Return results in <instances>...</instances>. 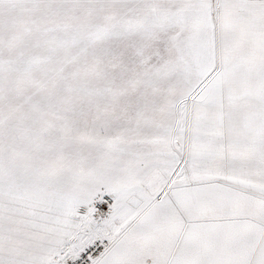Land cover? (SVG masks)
I'll return each instance as SVG.
<instances>
[{
  "label": "snow or ice",
  "instance_id": "snow-or-ice-1",
  "mask_svg": "<svg viewBox=\"0 0 264 264\" xmlns=\"http://www.w3.org/2000/svg\"><path fill=\"white\" fill-rule=\"evenodd\" d=\"M0 264H264V0H0Z\"/></svg>",
  "mask_w": 264,
  "mask_h": 264
}]
</instances>
